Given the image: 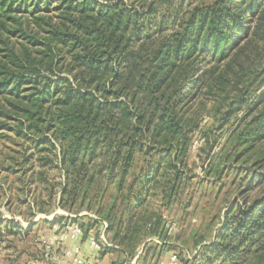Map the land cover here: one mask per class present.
<instances>
[{
	"label": "trees",
	"instance_id": "1",
	"mask_svg": "<svg viewBox=\"0 0 264 264\" xmlns=\"http://www.w3.org/2000/svg\"><path fill=\"white\" fill-rule=\"evenodd\" d=\"M263 84L264 0H0V135L32 149L14 168L37 188L24 203L38 213H48V202L78 214L108 187L136 199L120 222L109 210L96 212L107 228L118 226L114 245L129 259L146 226L156 235L160 221L134 218L133 209L150 190H165L150 188L159 164L138 173L136 164L162 161L176 178L201 139L193 105L215 110L205 137L216 123L232 126L231 161L245 157L250 176L245 192L264 183V92L255 94ZM51 169L60 181L45 198L39 187ZM1 218L0 246L20 232L18 222ZM66 219L54 215L50 224L61 228ZM198 258L264 262V190L226 211Z\"/></svg>",
	"mask_w": 264,
	"mask_h": 264
},
{
	"label": "rangeland",
	"instance_id": "2",
	"mask_svg": "<svg viewBox=\"0 0 264 264\" xmlns=\"http://www.w3.org/2000/svg\"><path fill=\"white\" fill-rule=\"evenodd\" d=\"M204 1L208 3L211 0ZM260 91L264 92V84L256 90L255 94ZM251 98L254 100L253 95ZM191 111L198 114L197 117L202 126L201 130L198 129L195 132L194 137L201 136L200 138L204 141L202 140L201 144L195 147H193L194 142L192 143L185 165L176 166L177 179H172L174 170L169 171L167 164L162 161H140L136 164V173L141 169L156 168L159 164L157 174L151 177L150 188L157 186L165 190L157 189L155 192L150 190L144 197L142 207L133 209L134 218L138 215L158 216L160 221L156 235H147L146 232L150 227L146 226L145 233L141 235L142 240L134 248L132 259L128 258L129 254L125 255L114 245L113 236L118 226L114 223L111 229L107 228V221L96 212L99 209L101 213L109 210L110 216L114 217L116 222H120L127 218L128 207L133 206L136 199L125 201L122 193L116 192L113 187H108L103 194L99 193L98 198H92L89 201V207H91L89 211L84 209L78 214L69 213L57 207L56 204L48 202L43 206L47 214L32 211L24 200L30 201L37 188L34 189L32 184L28 186L25 183L23 169L20 172L14 170L23 166L20 164L22 152L28 154L32 152V149L29 148L28 143L19 144L18 140L12 142L0 135V176L3 173L6 174V177L3 176L4 192L0 198L1 219L13 220L20 226L18 235L8 237L0 246V264H50L43 258L40 242L51 234L53 225L50 222L54 215L67 217L65 220L67 223H71L72 220L77 221L83 230H81L82 243L88 237H94L98 241V253L93 254L90 249H87V254L81 252L85 262H89L92 258L95 261L93 255H97V264H124L133 260L135 264H156L157 261L173 253L178 256L179 264H199L198 254L211 244L226 211L236 203H251L263 192L264 183L245 192L244 188L250 176L244 175L247 167V163L244 162L245 157L237 162L231 161L238 152L231 144L232 126L225 125L220 128V125L216 123L207 131L205 137L206 127L214 122L212 114L215 110L211 109V103L204 102L203 105L201 103L193 105ZM6 134L12 136L10 133ZM226 135L229 138L228 142L225 140ZM34 164L37 170V162ZM7 166H11V169L7 170ZM47 172L46 185L39 187V191L43 192L45 198L46 190L50 185L60 181L56 170L51 169ZM259 172L264 174V167ZM256 173L253 172L251 177H254ZM132 178L133 175L128 176L126 183H129ZM172 185H175V189L168 194ZM55 225L59 226V223L56 222ZM72 246L73 242L65 244L66 248ZM63 249L64 246L60 245L53 249L59 259H62ZM65 262L62 259L60 264ZM250 264H264V262Z\"/></svg>",
	"mask_w": 264,
	"mask_h": 264
},
{
	"label": "built area",
	"instance_id": "3",
	"mask_svg": "<svg viewBox=\"0 0 264 264\" xmlns=\"http://www.w3.org/2000/svg\"><path fill=\"white\" fill-rule=\"evenodd\" d=\"M202 139L194 141L193 147L201 144ZM81 228L76 223H65L63 227L57 225L52 226V232L48 238L41 241V249L43 258L50 264H60L61 260H65L64 264H87L81 255ZM66 242H73V246L66 248ZM87 247L91 250H98L99 244L94 237H88L86 240ZM64 246L62 259H59L53 252L55 246ZM156 264H179L178 256L170 254L167 258L157 261ZM124 264H135V261Z\"/></svg>",
	"mask_w": 264,
	"mask_h": 264
},
{
	"label": "crops",
	"instance_id": "4",
	"mask_svg": "<svg viewBox=\"0 0 264 264\" xmlns=\"http://www.w3.org/2000/svg\"><path fill=\"white\" fill-rule=\"evenodd\" d=\"M87 249H89V248L87 247V243H86V242H85V243H82V244H81V252H82V253H85V252H86V254H87V252H88ZM83 251H84V252H83ZM82 253H81V254H82ZM87 256L90 257L89 255H86V257H87ZM91 258H92V256H91ZM94 262H95V261H94L93 258H92V259H89L88 264H94Z\"/></svg>",
	"mask_w": 264,
	"mask_h": 264
}]
</instances>
